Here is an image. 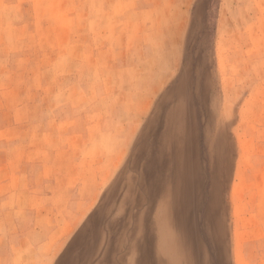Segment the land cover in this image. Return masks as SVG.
Wrapping results in <instances>:
<instances>
[{"label":"rangeland","instance_id":"374dc122","mask_svg":"<svg viewBox=\"0 0 264 264\" xmlns=\"http://www.w3.org/2000/svg\"><path fill=\"white\" fill-rule=\"evenodd\" d=\"M186 69L229 144L215 262L264 264V0H0V151L27 175L11 230L43 244L0 264H166L142 165Z\"/></svg>","mask_w":264,"mask_h":264},{"label":"bare ground","instance_id":"6f19581e","mask_svg":"<svg viewBox=\"0 0 264 264\" xmlns=\"http://www.w3.org/2000/svg\"><path fill=\"white\" fill-rule=\"evenodd\" d=\"M200 69L195 81L192 80L193 73L186 69L183 79L168 96L165 128L153 136L147 162L142 165V171L149 175L151 189L157 195L152 230L157 238L160 262L166 264L221 263L218 243L222 228L218 233L217 185L226 171L229 144L226 127L216 117V106L203 104ZM191 88L194 93L190 92ZM192 96H197L201 104L200 114L195 113L194 107L187 106ZM202 127L206 162L202 160L197 143ZM197 216L199 224L202 223L200 228L207 235L205 238L201 233V240L197 237ZM201 257L204 263L199 260Z\"/></svg>","mask_w":264,"mask_h":264},{"label":"crops","instance_id":"0c3cea01","mask_svg":"<svg viewBox=\"0 0 264 264\" xmlns=\"http://www.w3.org/2000/svg\"><path fill=\"white\" fill-rule=\"evenodd\" d=\"M11 135L9 130L0 131V138H9ZM24 155L21 154L23 159ZM5 157V152L0 151V262H30L26 256L28 251L32 248L39 250L43 245L30 241L38 228L11 230V225L16 222L19 224L20 215H23L20 213L23 211L20 201H23L25 194L27 175L19 161L11 162L9 158L5 162Z\"/></svg>","mask_w":264,"mask_h":264}]
</instances>
